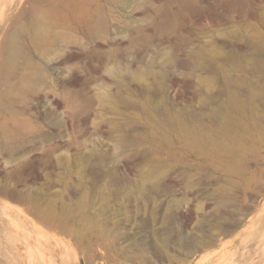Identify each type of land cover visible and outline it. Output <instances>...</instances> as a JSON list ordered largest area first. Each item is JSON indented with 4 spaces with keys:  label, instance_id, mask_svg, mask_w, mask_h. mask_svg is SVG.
<instances>
[{
    "label": "rangeland",
    "instance_id": "1",
    "mask_svg": "<svg viewBox=\"0 0 264 264\" xmlns=\"http://www.w3.org/2000/svg\"><path fill=\"white\" fill-rule=\"evenodd\" d=\"M31 0L0 67V264H264V0Z\"/></svg>",
    "mask_w": 264,
    "mask_h": 264
},
{
    "label": "bare ground",
    "instance_id": "2",
    "mask_svg": "<svg viewBox=\"0 0 264 264\" xmlns=\"http://www.w3.org/2000/svg\"><path fill=\"white\" fill-rule=\"evenodd\" d=\"M22 0H0V67L14 63L16 35L19 31V15L14 10ZM44 0H31L29 13L33 17V28L36 31L48 29L44 20Z\"/></svg>",
    "mask_w": 264,
    "mask_h": 264
}]
</instances>
